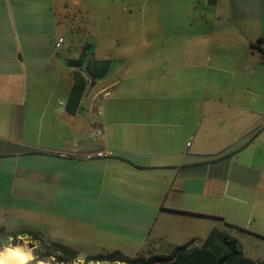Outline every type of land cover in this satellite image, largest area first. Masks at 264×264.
Wrapping results in <instances>:
<instances>
[{
  "label": "crops",
  "instance_id": "1",
  "mask_svg": "<svg viewBox=\"0 0 264 264\" xmlns=\"http://www.w3.org/2000/svg\"><path fill=\"white\" fill-rule=\"evenodd\" d=\"M207 7L205 20L217 26L210 40L217 32L232 47H145L151 50L134 67L142 82L131 90H117L110 56L80 47L68 61L84 49V65H110L101 78L87 76L75 107L72 75L86 76L83 67L64 65L51 52L44 65L0 56V187L8 193L0 226L11 231L8 215L25 214L29 208L20 205H28L47 225L73 222L65 225L80 243H119L112 251L129 257L168 254L190 240L200 247L213 228L233 238L234 229L264 237L226 226L219 206L245 203L242 197L264 201V111L256 100L264 98V0H207ZM92 127L103 129L101 141L89 138ZM98 149L107 156L61 155ZM89 202L117 212L91 215ZM47 208L70 216L43 215ZM198 219L211 224L196 242L191 228ZM28 233L42 235L18 238ZM157 244L168 246L158 252Z\"/></svg>",
  "mask_w": 264,
  "mask_h": 264
},
{
  "label": "rangeland",
  "instance_id": "2",
  "mask_svg": "<svg viewBox=\"0 0 264 264\" xmlns=\"http://www.w3.org/2000/svg\"><path fill=\"white\" fill-rule=\"evenodd\" d=\"M207 12H210L207 0H0V56L16 63L32 58L44 65L51 52L58 62L67 65L68 60L77 58L80 47H94L95 56H110L111 68L120 79L117 90H131L137 82H142L135 77L134 67L136 63H142L145 54L151 50L145 47H232L224 45L217 32L210 40L209 34L217 26L213 28L212 19L205 20L203 14ZM256 100L257 109L264 111V98ZM99 129L104 133L101 127ZM63 196L59 193L58 199ZM67 197V201L74 198L71 195ZM242 198L245 203L236 201L219 205L224 221L264 234V201L255 202L254 199H261L253 197ZM7 200L8 193L0 187V208ZM20 206L29 208L27 213H10L7 217L13 233L39 231L44 240H62L60 244L78 252L80 258L86 254L111 252L114 246L120 245L102 244L101 241L80 243L77 234L72 237L70 227L66 226L76 227L73 222L67 221L63 225V222L57 221L47 225L37 213L30 215V206ZM88 206L91 215L107 212L113 216L117 212L115 205L105 207L89 202ZM41 213L70 216L62 211L53 212L50 208L43 209ZM237 218L239 221H236ZM195 221L191 231L199 242L204 238L211 220ZM54 229H59L57 236L52 234ZM231 232L240 242L246 257L264 262V237L247 235L236 229ZM17 240L31 248L29 237L22 236ZM167 246L157 244L156 249L164 252ZM141 248L145 252L148 245ZM136 250L133 247L127 252L135 256ZM76 262L83 264L82 260ZM50 263L55 264L53 260Z\"/></svg>",
  "mask_w": 264,
  "mask_h": 264
},
{
  "label": "trees",
  "instance_id": "3",
  "mask_svg": "<svg viewBox=\"0 0 264 264\" xmlns=\"http://www.w3.org/2000/svg\"><path fill=\"white\" fill-rule=\"evenodd\" d=\"M85 58L86 53L83 49L77 60L68 61L71 66L83 67V72L86 74L84 76L79 72H74L72 75L73 85L69 97L72 107L78 104L85 90L86 77L101 78L110 65L109 60L88 61L84 65ZM225 225L233 227L228 223ZM18 236L20 235L0 226V250L10 243H16ZM26 236L31 240L30 246L34 255L27 264H36L39 261L50 259L55 264H72L77 260H82L83 264H264L262 261H254L246 257L239 241L217 228H213L209 232L200 247L193 246L194 241L190 240L186 244L173 247L168 254H151L149 256L140 254L135 257L126 256L120 251H112L80 258L77 252L63 244L43 241L33 233H28Z\"/></svg>",
  "mask_w": 264,
  "mask_h": 264
},
{
  "label": "bare ground",
  "instance_id": "4",
  "mask_svg": "<svg viewBox=\"0 0 264 264\" xmlns=\"http://www.w3.org/2000/svg\"><path fill=\"white\" fill-rule=\"evenodd\" d=\"M34 255L32 249L22 241L10 243L0 250V264H27ZM36 264H51L50 260L39 261ZM72 264H80L74 262Z\"/></svg>",
  "mask_w": 264,
  "mask_h": 264
},
{
  "label": "built area",
  "instance_id": "5",
  "mask_svg": "<svg viewBox=\"0 0 264 264\" xmlns=\"http://www.w3.org/2000/svg\"><path fill=\"white\" fill-rule=\"evenodd\" d=\"M88 78L86 77V80ZM88 88V81L86 83V89ZM89 138L96 140V141H101L103 132L102 130L99 129V127H92L90 131L88 132ZM108 154V150L106 149H98L93 152L89 153H62L61 155L63 157H69L71 156L72 158L79 159V160H93V159H100V158H105Z\"/></svg>",
  "mask_w": 264,
  "mask_h": 264
}]
</instances>
